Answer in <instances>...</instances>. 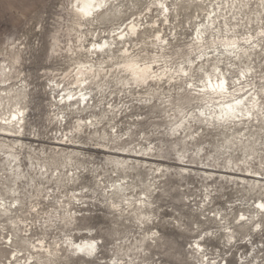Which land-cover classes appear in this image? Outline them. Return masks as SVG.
I'll return each instance as SVG.
<instances>
[{
  "label": "rangeland",
  "instance_id": "obj_1",
  "mask_svg": "<svg viewBox=\"0 0 264 264\" xmlns=\"http://www.w3.org/2000/svg\"><path fill=\"white\" fill-rule=\"evenodd\" d=\"M157 1L134 0L127 6L131 8L129 12L121 18L104 21L100 18L94 26L87 23L81 27L72 7L75 0H0V93L27 87V96L20 106L26 114L23 142L27 146L15 145L24 161L27 178H8L0 186V197L8 203L15 196L20 197L22 210L14 216L24 219V223L17 219L22 229L27 226L32 229L28 233L17 232L6 217H0V264H10L11 251L27 249L19 241L23 238L64 247L68 240L100 241L96 258L71 256L64 248L59 258H43V264H72L76 260L94 264L114 261L115 264H264V212L256 213L258 202L264 201V181L253 187L254 179L249 178L250 185L241 182L240 176L224 173L232 170L238 173L242 169L247 174L257 172L260 174L256 175L264 177V124L230 132L200 125V110L205 111L209 105L195 91L205 85L207 73H215L217 64L220 68L216 75H226L231 92L256 101L261 97L259 104L261 113L264 112V12L260 15L258 6L250 0L249 5L243 0L242 5L234 3V7L240 8L228 14L229 25H224L225 21L223 25H215L218 26L215 38L208 35V46L220 47L229 36L240 42L247 54L220 59L214 53L204 61L195 38L198 27L208 23L207 12L192 5L191 0H170L171 24H167L155 6ZM215 2L224 7V0ZM227 11L226 8L223 14ZM131 22L141 28L133 46L135 54L145 63L153 62L157 74L161 71L156 62L162 63L163 54L173 71L182 64L188 67L193 60L196 64L183 81L165 79L131 88L118 83L119 72L108 62L106 66L113 73L102 83L107 91L98 94L97 90L94 94L98 109L93 120L99 125L96 130L86 127L85 122L90 121L92 114L66 110L63 90L75 91L74 77L82 63L90 61L88 65H94L103 60L101 54L90 53L91 56L86 49ZM159 31L169 43L165 51L153 45ZM250 36L260 42L243 44ZM5 73L9 76H3ZM185 116L189 117L183 120ZM6 117L9 114L3 116ZM188 121H194L191 127L185 126ZM79 125L83 127L81 130H77ZM4 140L8 139L0 136V143L8 144ZM72 141L80 147L58 145ZM62 149L83 153L72 159L73 168L80 174L78 180L67 178L60 182L56 176L51 179L41 176L40 165L52 170L63 166ZM112 151L151 152V156L149 160L127 157L133 161L125 171L109 161L110 157L121 158ZM2 159L0 153V177H6ZM115 181L135 188L133 200L143 198V192L150 195L154 212L149 213L145 223L126 206L123 214L110 209L111 201L104 189L109 190ZM8 189L16 190L17 195H8ZM73 194L80 195L81 200L71 199ZM69 204L72 214L77 212L76 220L66 219ZM242 215L254 218L253 222L241 224ZM257 215L260 216L256 218ZM63 219L66 220L60 222ZM258 219H262L259 224ZM230 233L235 240L229 239ZM200 236L204 239L199 240ZM12 237L18 242L7 244L6 240ZM197 242L203 245L198 255L194 251ZM23 253L27 259L29 254Z\"/></svg>",
  "mask_w": 264,
  "mask_h": 264
},
{
  "label": "bare ground",
  "instance_id": "obj_2",
  "mask_svg": "<svg viewBox=\"0 0 264 264\" xmlns=\"http://www.w3.org/2000/svg\"><path fill=\"white\" fill-rule=\"evenodd\" d=\"M133 1L134 0H110L109 7L107 9L101 10V12L99 13L94 14L93 18H90L92 20L84 19L81 17L79 13H77L81 20L80 26L83 27L87 23L94 26L95 21H97L100 18H103L102 19L103 21L109 20L111 18L119 19L129 12L131 8H127V6L129 3ZM169 1L170 0H158L157 4L155 5L157 9L161 10L162 15L164 16V22H167V24L168 23L171 24V21H170L171 9H170V6L168 5ZM215 1L216 0H191L192 5L199 6L203 12L205 11L207 12V16H208V23H203L201 24L203 25V27L201 26L198 27L200 38L195 39L197 50H199V55L201 56L200 58L201 59L205 58L204 61L209 60L212 57L210 54H214V53H218L217 54L218 58H220L221 56L222 58L223 57L230 58L229 56L237 55L238 57L243 54L246 55L247 52L243 51L242 45L240 44V42H238L233 37H229V36L223 39L222 43H220L221 45L219 44L220 47L215 44V39L213 43L215 44V46H212V47L208 46L210 45L208 41V35H210L211 38H215L214 32L216 28L218 27L215 25H223L224 21H225L224 25H229L227 21L228 14L233 11L236 12L240 8V6L234 7V3L242 5V0H224V3H223L224 7L222 8V6L220 5L221 3L220 2L216 3ZM230 1L232 2V5L230 4ZM250 1H253L254 4L258 6L259 8L258 13L261 15L264 12V0H250ZM245 2H247L246 5H249L250 3L248 0H243L244 4ZM214 3H216L218 6L216 5L215 7ZM161 5H163V7H161ZM246 5H243V7H245ZM226 8L228 9V11L224 15L223 13L226 10ZM240 12L241 11H239V13ZM233 16H235V14H233ZM140 30L141 28H139V24H137L136 22H131L125 29H123V26H121L116 31L114 32L112 31L111 34L107 36V39H105L104 41L98 43V40H97L95 43H92L91 45L92 48L88 50L86 49L87 53L88 54L92 53V54H97V55L101 54V56L104 57L103 60L99 61L98 64H94V65L93 64L88 65V62L90 61L86 63H82V64L80 63L81 67H79L76 73V77H74L75 78V91L69 88L63 90L66 94L64 95L62 102H63V106L66 107V110L76 109L77 112L82 115L86 113L87 115L92 114L90 121L85 122L86 127L90 126V128H93L94 130H96L97 126L99 125V124H96L97 121H94L95 119L93 120V118L97 117L96 110L98 109V104L95 102L96 98H94V94L97 90L99 91L98 94H101V93L103 94L105 93V91H107L106 89H104L105 85L102 83H104L109 78L110 73H113V70L108 69L109 66H106L108 62L113 63V66L116 67L115 72H119L117 76L118 79L120 77V79L118 80V83L121 84L122 86H126V85L131 86V88L135 86H139V85L140 86L150 85V83H153V82L159 83L165 79H167L168 81L177 83L178 80L183 81V78L190 76L189 73L187 76H184L181 71V67L183 66V71L188 72L189 69H191L192 66L196 64L195 60L190 61V65L188 67L182 64L175 71H173L172 70L173 68L170 67L169 61L164 59L165 55L163 54L161 56L162 60L160 61L162 63H159V61L156 62L157 66L160 67V71H161L160 74H157L158 71L157 72L155 71L156 67L152 64L153 62L145 63L144 60L140 58L141 57L140 55H136L133 46L136 42L135 38L136 39L139 38ZM262 33L264 37V31ZM95 37H96V34H93V40ZM226 40L234 41L236 44V47L235 48L226 47L225 46ZM155 42L156 43H153V45L158 46L161 49V51H165L167 49V46H169V43L166 41L165 37L161 34L160 31L157 33ZM259 42L258 40L257 41L255 40L254 36H250V38L244 41L243 44L245 45L254 44L255 45V44H258ZM87 56L88 55H86V58H88ZM216 65L214 68L215 73H207V80L210 78L212 81V85L205 84L203 86H200V89H197V88L195 89V91L198 92L199 96L203 97L202 100L206 102L207 105H209L208 109H206L205 111L200 110V116L202 117V119L199 120V124L206 125L207 127L210 126L211 128L215 130L216 129L227 130V132L233 131L234 129H238V128H242V130H246L249 127L253 128V127H257L258 125L264 124V112L261 113L263 109H262V105L259 104L261 97L257 101H256V98L247 99L245 101L246 108H245L244 114L240 118L229 121V122H221L219 120V116L221 112L227 111V108H226L227 103H233L232 97L233 96L237 97L238 95L231 92L229 88L228 79L224 73H219L216 75L217 71L220 68L219 66H216ZM133 66H138L139 69H144L147 67L150 71L140 74V78L137 79L133 72ZM146 75L150 76V78L144 79V76ZM3 76L8 77L9 74L5 73V75ZM10 80L11 79H8L7 81H10ZM220 81H227V87L231 95H228V94L222 95L219 92L211 91V86H214ZM2 82H5V81L3 80ZM56 86L60 88L59 84H57ZM203 88H207V90L201 91V89ZM26 89L27 87H23V89L21 90L12 89V90L7 91L5 89L3 92L0 93V97H1V100H0V119H1L0 136H3L6 139H8V140H4V141H7L8 144H3L4 142L2 144L0 143V153H2L3 155L2 160L4 161L2 167H3V170L6 171V174H5L6 177H3V176L0 177V186L1 185L3 186L6 183V180H8V178L9 179L12 178L13 180H22L24 178H27V175L25 173L26 168H24L25 164H23L24 161L22 159L21 154L16 152V148H15V145L16 146L19 145V147L21 148H25L27 146L25 142H23L25 134H26V124H27L26 114H25V109L20 107L22 98H25L27 96ZM237 98H240V97H237ZM92 102L94 103L92 104ZM10 106L12 107L11 108L12 110H9L6 112V110H8V107ZM237 111H239V109H237ZM2 112H5V113H2ZM248 112L251 113V118H249ZM201 113H203V115H201ZM8 114H9V117L3 118V116H6ZM258 114H262V115L259 116ZM187 117L189 116L183 117V120L186 119ZM81 121H83V119H81ZM193 122L188 121V124L185 126L191 127ZM82 128L83 127L79 125L77 130L78 129L81 130ZM180 128H183V124L179 127V129ZM113 129H115V127H113ZM179 129L177 131H179ZM173 135L176 136V134H173ZM10 138H12L13 140L12 139L9 140ZM14 140H18L19 142L17 141L18 142L17 144H13L12 142ZM58 145L65 146V147H76V148L80 147V145L74 146L73 141L71 143H66V144L59 143ZM151 152L153 153V150ZM61 153L65 158V162L62 163L63 166H61V168H55L52 170L51 168H48V166L46 165H40L41 176L45 179H51L52 177L56 176L57 180L60 182H62L63 179H67V178L70 180H74V179L78 180L80 177H77V175L80 176V174H78L77 170L73 168L72 159L74 158L73 157L74 155L76 154L82 155L83 153L74 151V150L71 152H66V150H63V149ZM111 153L119 155L121 156V158L117 157L113 159L110 157L109 161L114 163L116 167H121L125 171H127L126 169H130V166L132 165L131 162L133 161L131 159L136 158V159L149 160L151 156L150 153L131 154L129 152L126 153V152H120V151L118 153H114V151H112ZM184 171L186 172L188 170L184 169ZM239 172L235 173V171L232 170L230 172L227 171L224 173L240 176L239 180L241 182L243 183L247 182L250 185L252 182L251 180H249V178L254 179L253 180L254 182L252 183L253 187H257L258 185L261 184L262 181H264L263 176L261 177V175L260 176L256 175L260 173L255 172V175L247 174L245 173V170H242V169H239ZM247 172H250V169H248ZM125 179L126 178H123V180ZM118 182H121V181H115L111 187L109 186L110 187L109 190H107V188L104 189L105 195H107L109 197V201H111L110 209H112L114 212L120 211L123 214L126 212V208H125L126 206L128 209H130L131 213L136 214V217L138 220L140 221L143 220V223H145V220L148 219L147 217L149 216V213L154 212L152 210L153 203L150 202V199H151L150 195H148V193L146 192H143L142 193L143 198H140L138 200H133L131 196L133 195L134 193L133 190L135 188L132 185H127V183H124V182L118 183ZM6 193L8 195L13 194V196H15L17 195L18 192L16 190L8 189L6 190ZM8 198H10V196ZM71 199L75 201L81 200L80 195H76V194H73ZM9 203L6 198L2 196L0 197V217H6V219L11 222L12 227H14L17 232H20V231L22 233L31 232L32 229L29 230L27 225H26L27 229L24 230L22 229L21 224H18V222L20 223V221L21 223H24V219H19L20 218L19 216H14V213L18 211L20 212L22 210L20 205L23 204V200L20 197L15 196L12 202H9ZM260 204H264V201H259L258 205L256 206V210H257L256 213L258 214L260 212H264V209H261L259 207ZM68 207L70 209H68ZM66 208L65 209L68 215L66 219L76 220L77 212L75 213V215L72 214L73 209L70 207V204ZM149 210H152V211L149 212ZM242 216H244L245 219L241 220L240 222L241 224L243 223L246 224L247 222H250V221L253 222L254 220V218L246 219L245 215H242ZM259 216L260 215H257L256 218H258ZM17 219L20 221L17 222ZM66 219H63L60 222H64ZM261 220L262 219H258L257 223L259 224ZM51 222H53V220H51ZM3 230L5 229L3 228ZM74 230H76V228ZM25 236H27V234H25ZM234 236L235 235L231 233L228 235L230 240H235ZM9 238L10 237L8 236L7 239ZM93 239L94 238L84 239L80 242H76L73 240L71 241L73 244H85V243L91 242ZM19 241L25 243L24 246L27 249L25 250L15 249L14 251H11L10 264H43L42 263L43 258H47L49 260H51V258H54V259L59 258L64 248H66V253L69 252L67 245L64 247L63 245H60L59 243H53V245L51 244L48 245V244H45L44 240H38V242H35L30 239L24 240V238ZM17 242L18 241H15L13 237L8 241L6 240V243L9 245H15ZM201 246L203 248L202 244ZM24 251L27 252V254H29L27 259L25 257L26 254L24 255L23 253ZM194 251L196 252L197 255L201 252L195 248H194ZM98 252H99V243L97 244V251L94 256L92 257H84L80 255H77V256L89 258V259L96 258L99 255ZM23 259H25V261Z\"/></svg>",
  "mask_w": 264,
  "mask_h": 264
},
{
  "label": "snow or ice",
  "instance_id": "obj_3",
  "mask_svg": "<svg viewBox=\"0 0 264 264\" xmlns=\"http://www.w3.org/2000/svg\"><path fill=\"white\" fill-rule=\"evenodd\" d=\"M110 0H75V3L72 4V7L75 9L77 13L81 15L84 19H90L94 16V14L101 12L103 9H107L109 7ZM163 7V5H161ZM123 38V37H121ZM199 31L197 30V36L195 39H199ZM225 46L230 48H235L236 44L232 40H226ZM150 70L146 67L144 69H139L138 66H133V72L137 79L140 78V74L149 72ZM181 71L184 76L188 75L187 71H183V66L181 67ZM150 76H144V79H149ZM206 85H212V81L209 78L207 81H205ZM189 87H191V84H189ZM207 88L201 89V91H206ZM212 92H219L220 94H228L229 93L228 87H227V81H220L214 86H211ZM233 103H227L226 108L227 111L221 112L219 116V120L221 122H229L232 120H236L240 118L245 111L246 105L245 101L247 100V97H240L237 98L235 96L232 97ZM239 109V111H237ZM203 115V113H201ZM249 118H251V113L248 112ZM259 207L261 209H264V204H260ZM245 217L241 216L240 220H244ZM155 235V234H153ZM210 235V234H209ZM204 236H200L199 240H203ZM100 243L99 240L93 239L91 242L85 243V244H73L71 240L66 241V245L68 246V251L71 256H84V257H92L95 255L97 251V244ZM195 249L199 251H203V248L199 242L195 243L194 245ZM72 264H94V261L89 260H76L72 261ZM115 264V261L113 262ZM215 264V262H213Z\"/></svg>",
  "mask_w": 264,
  "mask_h": 264
}]
</instances>
